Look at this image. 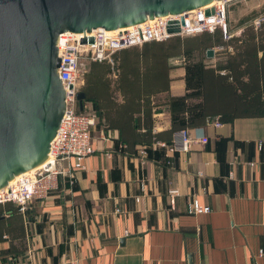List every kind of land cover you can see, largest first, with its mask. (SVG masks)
Listing matches in <instances>:
<instances>
[{
  "label": "crops",
  "instance_id": "crops-1",
  "mask_svg": "<svg viewBox=\"0 0 264 264\" xmlns=\"http://www.w3.org/2000/svg\"><path fill=\"white\" fill-rule=\"evenodd\" d=\"M214 46L203 62L220 58ZM201 56L193 50L167 57V89L149 95L157 102L152 131L170 126L167 95L197 88L191 62ZM117 62V55L86 61L85 73L98 70L99 87L92 91L103 111L90 127L93 151L72 183L62 176L44 199L29 203L20 238L3 233L0 264H264V143L256 144L264 116L219 124L212 117L186 127L190 136L206 137L186 151H168L159 139L135 143L129 152L119 134L133 136L125 121L138 114L145 92L136 83L119 84ZM197 101L185 99L187 105ZM82 108L90 112L91 102ZM142 145L143 156L137 153ZM193 197L209 210L187 212Z\"/></svg>",
  "mask_w": 264,
  "mask_h": 264
},
{
  "label": "water",
  "instance_id": "water-1",
  "mask_svg": "<svg viewBox=\"0 0 264 264\" xmlns=\"http://www.w3.org/2000/svg\"><path fill=\"white\" fill-rule=\"evenodd\" d=\"M209 1L0 0V188L50 149L65 104L56 70L60 31L114 29ZM167 31H178V24H168ZM85 41L91 36L80 38ZM75 96L81 109L84 94L78 89Z\"/></svg>",
  "mask_w": 264,
  "mask_h": 264
},
{
  "label": "trees",
  "instance_id": "trees-1",
  "mask_svg": "<svg viewBox=\"0 0 264 264\" xmlns=\"http://www.w3.org/2000/svg\"><path fill=\"white\" fill-rule=\"evenodd\" d=\"M246 19L248 16L241 17L237 25L243 24ZM213 45L224 46L219 51L220 58L214 64L203 62L205 49ZM226 45H230L231 50H226ZM193 50L198 54L203 52V56L191 62L196 66L191 70L197 79V88L182 95H167L164 103L170 113V126L152 131L151 107L157 102L151 103L149 95L167 89V57ZM110 55L118 56L119 84L134 86L136 83L140 91L145 92L141 96L139 106L142 108L138 114L131 123L128 115L125 121L127 127L131 128L132 125L128 132H132L133 136L127 140L130 137L121 135V132L119 134L120 140H126L123 143L129 152L133 151L135 143L149 144L159 139L168 141L173 130L199 125L212 117L225 122L235 117L264 116V20L256 28L245 24L238 34H232L227 39L222 38L219 28H214L188 36L172 35L160 41H144L115 50ZM96 75L98 70L83 71V82L79 85L84 94L82 105L85 101L91 102L90 113L94 115V122L96 117L103 116V111L99 109L98 93L92 91L99 87ZM108 81L101 83L107 87ZM188 97H197L198 101L187 105L185 99ZM82 110L86 111L84 108ZM26 209L20 211L11 201L0 202V240L4 239L5 231L11 238H20L24 231ZM13 247L10 243V251H13Z\"/></svg>",
  "mask_w": 264,
  "mask_h": 264
},
{
  "label": "built area",
  "instance_id": "built-area-1",
  "mask_svg": "<svg viewBox=\"0 0 264 264\" xmlns=\"http://www.w3.org/2000/svg\"><path fill=\"white\" fill-rule=\"evenodd\" d=\"M226 1L213 0L211 4L206 3L184 12L157 15L114 29L96 27L89 31H60L56 36L59 57L56 70L64 88V110L49 142L50 149L46 158L34 169L16 174L12 183L0 188V202L11 201L20 211H24L30 202L42 200L56 189L62 176L72 183L74 171L84 168V159L93 151L89 131L94 124V115L79 109L75 96L79 87V68L84 62L100 61L115 50L147 40H161L172 35H193L204 30L212 31L214 28H219L222 38L227 39L233 33L227 29L225 21ZM263 20L264 11H260L250 19L249 24L256 28ZM174 23L178 24V31L168 32L167 25ZM88 36H91L90 42H80L81 37ZM223 47L214 46L216 50ZM225 49L231 50V46L226 45ZM214 124H219V121L215 120ZM192 141L205 142L206 137H192L186 127H181L171 133L168 141L157 143L173 152L188 150ZM263 143L264 134L257 140V147L261 148ZM137 153L143 156L145 147L140 146ZM169 192L176 193V189H169ZM186 209L189 213H199L208 211L209 207L201 205L193 197L187 202Z\"/></svg>",
  "mask_w": 264,
  "mask_h": 264
},
{
  "label": "rangeland",
  "instance_id": "rangeland-1",
  "mask_svg": "<svg viewBox=\"0 0 264 264\" xmlns=\"http://www.w3.org/2000/svg\"><path fill=\"white\" fill-rule=\"evenodd\" d=\"M225 6H226L225 21H226L227 29L229 31H233L239 27L242 28L245 24H249L250 19L258 12L264 9V0H227ZM245 16H248V19H246L243 24L237 25L238 20L241 17H245ZM85 66H86V62H84L79 68L80 75L78 82H80L81 80V74Z\"/></svg>",
  "mask_w": 264,
  "mask_h": 264
},
{
  "label": "bare ground",
  "instance_id": "bare-ground-1",
  "mask_svg": "<svg viewBox=\"0 0 264 264\" xmlns=\"http://www.w3.org/2000/svg\"><path fill=\"white\" fill-rule=\"evenodd\" d=\"M212 2H213V0L209 1L208 4H211ZM35 166H36V165H35ZM35 166L28 168L27 171H30V170L34 169ZM24 171H25V170H24ZM13 180H14V176H13L12 179L8 180L7 183H12ZM3 187H5V185H4Z\"/></svg>",
  "mask_w": 264,
  "mask_h": 264
}]
</instances>
